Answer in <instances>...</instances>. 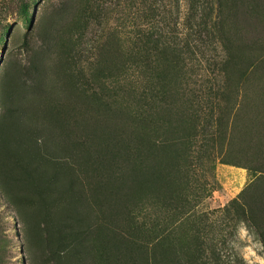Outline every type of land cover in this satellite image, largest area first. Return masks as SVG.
<instances>
[{"label": "rangeland", "instance_id": "rangeland-1", "mask_svg": "<svg viewBox=\"0 0 264 264\" xmlns=\"http://www.w3.org/2000/svg\"><path fill=\"white\" fill-rule=\"evenodd\" d=\"M0 245L264 264V0H0Z\"/></svg>", "mask_w": 264, "mask_h": 264}, {"label": "trees", "instance_id": "trees-1", "mask_svg": "<svg viewBox=\"0 0 264 264\" xmlns=\"http://www.w3.org/2000/svg\"><path fill=\"white\" fill-rule=\"evenodd\" d=\"M168 44V42H167ZM134 49H133V56L139 57V63L142 66H145L148 73L147 76L150 78L151 82L154 81L155 78V33L149 28L142 33L139 37L136 38L134 44ZM165 52V51H163ZM167 61H170V59H167ZM142 75L140 76H135L139 80H136L138 82H142L140 79ZM144 77V78H147ZM5 247L0 245V264L2 262V256H3V251Z\"/></svg>", "mask_w": 264, "mask_h": 264}]
</instances>
